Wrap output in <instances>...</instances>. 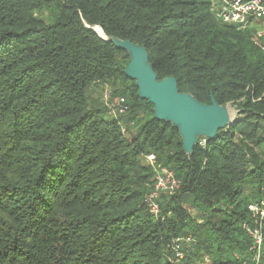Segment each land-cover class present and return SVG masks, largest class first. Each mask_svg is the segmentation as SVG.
Here are the masks:
<instances>
[{
    "label": "trees",
    "instance_id": "16d2710c",
    "mask_svg": "<svg viewBox=\"0 0 264 264\" xmlns=\"http://www.w3.org/2000/svg\"><path fill=\"white\" fill-rule=\"evenodd\" d=\"M99 25L146 46L158 80L242 116L187 155ZM150 154L180 181L158 216ZM262 201L264 51L209 0H0V264H253L243 223Z\"/></svg>",
    "mask_w": 264,
    "mask_h": 264
},
{
    "label": "water",
    "instance_id": "95a60500",
    "mask_svg": "<svg viewBox=\"0 0 264 264\" xmlns=\"http://www.w3.org/2000/svg\"><path fill=\"white\" fill-rule=\"evenodd\" d=\"M94 29L103 40L127 51L130 61L125 68L126 75L135 81L140 98L153 104L155 118L178 128L187 155L193 154L200 138L213 139L231 124L229 108L220 105L214 97L210 104H205L192 94L181 92L175 76L158 80L146 46L107 35L103 25Z\"/></svg>",
    "mask_w": 264,
    "mask_h": 264
},
{
    "label": "built area",
    "instance_id": "2783aa9c",
    "mask_svg": "<svg viewBox=\"0 0 264 264\" xmlns=\"http://www.w3.org/2000/svg\"><path fill=\"white\" fill-rule=\"evenodd\" d=\"M210 11L222 23L233 25L238 30L251 33L253 42L264 51V0H209ZM111 99L110 92L106 94ZM105 96V98H106ZM115 109L113 113H125L128 105L124 98H113ZM205 145L206 140L200 141ZM148 158L154 162L155 156L148 155ZM180 188V181L174 176V173L166 168H161L156 175V183L154 190L148 195L147 203L149 210L154 215L160 213L159 196L162 192L172 193ZM249 208L258 215L255 220V226L248 222L243 223L244 229L250 234L253 244L249 250L253 252L250 259L253 264H259L263 253L264 246V201L249 205ZM191 240L190 237L178 238L175 243V255L177 259H183V252L180 250L181 240ZM240 258V255L236 256ZM241 259V258H240ZM242 264H248V260L242 261Z\"/></svg>",
    "mask_w": 264,
    "mask_h": 264
},
{
    "label": "rangeland",
    "instance_id": "374dc122",
    "mask_svg": "<svg viewBox=\"0 0 264 264\" xmlns=\"http://www.w3.org/2000/svg\"><path fill=\"white\" fill-rule=\"evenodd\" d=\"M95 96H99V95L97 94V92L95 93ZM259 100H260V99H259ZM104 102H105L106 107H107L111 112H113L114 109H115V105H114V103H113V100L110 99V96H109V95L106 96V98L104 99ZM226 106L229 108V112H230L231 120H232L231 124H232V123L234 122V120L237 119V118H239V117H241L243 113H242V111H241V107L238 105V103L229 102V103L226 104ZM125 131H126L125 128H122V132H123V133H126ZM126 136L129 137L127 134H126ZM205 144H206V143H205ZM143 162H145L146 164L153 165L154 168L156 169V171H158V167L155 166V163L152 162V161L148 158V156H147V157H146V156L143 157ZM177 193H178V190H176V191H174V192H172V193H169V195H176ZM201 221H202V220H201ZM176 241H177V239H176L174 242H172V243H173V244H172L173 247L175 246L174 244L176 243ZM173 247H172V248H173ZM173 249H174V248H173ZM203 263H204V264H209L207 259L204 260Z\"/></svg>",
    "mask_w": 264,
    "mask_h": 264
}]
</instances>
